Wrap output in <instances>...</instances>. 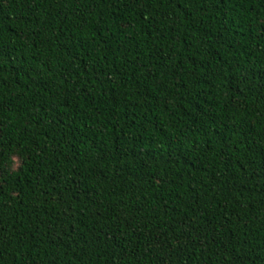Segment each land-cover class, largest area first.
Here are the masks:
<instances>
[{
    "label": "trees",
    "instance_id": "obj_1",
    "mask_svg": "<svg viewBox=\"0 0 264 264\" xmlns=\"http://www.w3.org/2000/svg\"><path fill=\"white\" fill-rule=\"evenodd\" d=\"M0 264H264V0H0Z\"/></svg>",
    "mask_w": 264,
    "mask_h": 264
}]
</instances>
